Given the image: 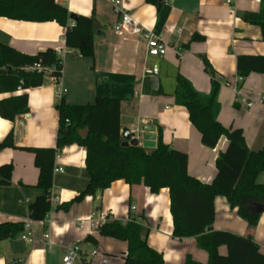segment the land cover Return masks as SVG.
Here are the masks:
<instances>
[{
    "label": "crops",
    "instance_id": "1",
    "mask_svg": "<svg viewBox=\"0 0 264 264\" xmlns=\"http://www.w3.org/2000/svg\"><path fill=\"white\" fill-rule=\"evenodd\" d=\"M56 1L73 14L95 16V56L92 59L74 52L67 54L59 83L49 77L41 86L0 95L6 98L28 93L29 106V112L14 121L0 116V141L13 130L16 142V147L0 150V165L13 164L10 184L0 185V222L27 220L28 205L43 193L36 186L39 171L34 154L23 147H55L59 128L56 104L60 97L74 105L92 103L98 96L118 98L121 129L135 131L150 121L156 125L157 137L161 128L164 143L187 153L191 176L204 183L213 182L216 158L226 150L228 140L221 137L214 148L201 142L187 108L176 103V75L186 77L198 91L209 93L211 78L204 70L203 57L218 74L233 81L239 55H264L260 27L241 17L247 11L257 12L262 0H162L161 5L124 0L133 17L169 45L166 55L151 58L146 53L143 34L115 29L120 17L113 10V0ZM65 31L55 21L0 17V41L26 54L48 47H67ZM194 34L204 36V40L192 41ZM154 65H158L157 74L152 72ZM61 87L67 91L60 96ZM262 95L264 74L253 72L237 93L232 84H222L218 96L220 123L241 129L252 150L264 146V105L258 102ZM251 100L256 104L249 107L247 102ZM84 158L85 150L78 144L64 147L57 155L56 165L63 172L53 174L50 196H56L58 201L48 214L49 221L37 224L34 243L20 237L0 241V264H64L62 258L74 244L80 249L76 264H123L128 244L99 235L100 226L107 220L138 222L148 244L162 253L165 264H185L187 255L207 264L208 253L198 247L195 236L173 235L168 188L152 193L143 184L117 180L96 197L86 196L68 210L57 208L86 188L90 177ZM214 209L212 229L250 235L264 253V210L257 225L250 227L224 196L214 198ZM46 229L49 238H44ZM89 235L97 238L96 244L85 240ZM93 251H97L94 256ZM220 252L226 253V247L222 246ZM103 258L108 261L102 263Z\"/></svg>",
    "mask_w": 264,
    "mask_h": 264
},
{
    "label": "trees",
    "instance_id": "2",
    "mask_svg": "<svg viewBox=\"0 0 264 264\" xmlns=\"http://www.w3.org/2000/svg\"><path fill=\"white\" fill-rule=\"evenodd\" d=\"M161 5L159 0H146ZM257 12L242 14L244 21L260 27L264 41V0ZM0 17L34 22L55 21L66 28L65 41L72 52L94 58V38L97 30L95 16L76 15L56 0H0ZM75 25H69L70 21ZM192 41H203L204 36L194 34ZM63 59L56 50L48 47L36 54H26L0 41V95L26 90L44 84L50 74L32 68L34 65L54 68L62 75ZM203 66L211 78V91H198L186 77L176 75L174 96L176 103L187 108L189 120L201 134V142L214 148L221 137H226V150L216 158V176L211 183H204L188 173V155L166 144L158 130L157 147L146 149L141 145H122L120 100L98 96L87 104H69L60 97L56 108L59 114L55 147H23L34 154L39 175L37 187L42 190L34 202L28 205L29 218L42 221L48 217L53 204L50 193L56 157L61 150L78 144L85 150V166L89 175L86 188L72 200L57 206L68 210L86 196L102 193L113 181L124 180L129 185L143 184L152 193L168 188L173 235L178 238L195 236L199 248L208 253L207 264H264V253L250 235H237L229 231L212 229L215 217L214 198L224 196L232 208L250 227H255L261 214L255 206L264 204V146L250 149L244 133L239 128L225 127L218 119V99L222 84L229 80L218 74L206 57ZM237 76L241 81L253 72L264 74V55L244 54L237 57ZM29 112L28 93L0 98V116L14 121ZM11 130L0 141V150L16 147ZM13 164L0 165V185L11 182ZM24 230L22 221L0 222V241L19 237ZM99 235L124 241L127 252L123 264H165L161 252L148 244L144 228L135 220L123 222L107 220L99 228ZM97 243L89 235L85 239ZM226 247V253L220 248ZM7 264H22L19 261ZM84 264H97L86 262ZM185 264H203L186 256Z\"/></svg>",
    "mask_w": 264,
    "mask_h": 264
},
{
    "label": "built area",
    "instance_id": "3",
    "mask_svg": "<svg viewBox=\"0 0 264 264\" xmlns=\"http://www.w3.org/2000/svg\"><path fill=\"white\" fill-rule=\"evenodd\" d=\"M113 10L116 14H119V21L115 24V29L122 32H130L135 34H143L145 41H146V53L148 56L151 57H162L166 55L169 45L166 41L162 40L161 38L154 35L150 29H147L142 24H140L133 16L129 13L128 9L124 5V0H113ZM75 25V21H72L71 26ZM182 29H179L180 32ZM57 54L63 59L67 54L72 53V50L69 49V47L60 48L58 47L56 49ZM32 68H36L39 71H44L45 73L50 74L49 77L56 82L59 83L61 76L58 74H54L53 70L54 68H47V67H41L40 65H34ZM158 65H154L152 67V72L154 74L158 73ZM62 73V72H61ZM241 79L240 77L236 76V78L233 81H230L229 84L234 87V90L236 93L239 89V83ZM67 90L65 88H60L59 94L60 96L63 95ZM260 104L264 105V95L261 96V98L258 101ZM248 106L251 107L254 104H256V101L251 100L247 102ZM57 172H63V168L55 165L54 167V173ZM51 203L54 204L58 201V198L54 195L50 196ZM48 217L45 220L42 221H34L31 218H28L24 221V230L19 235V237L22 240L28 241L29 243H34L35 241V229L36 226H38V223H46L48 222ZM44 238H49V231L48 229L44 232ZM79 245H71L68 247L66 253L64 254L62 261L64 264H76L77 260H79ZM97 251H93L91 253L92 256L96 255ZM102 263H106L108 260L106 258L102 259Z\"/></svg>",
    "mask_w": 264,
    "mask_h": 264
},
{
    "label": "water",
    "instance_id": "4",
    "mask_svg": "<svg viewBox=\"0 0 264 264\" xmlns=\"http://www.w3.org/2000/svg\"><path fill=\"white\" fill-rule=\"evenodd\" d=\"M162 1V0H159ZM121 135L123 138L122 145H141L144 148L155 149L157 147V129L156 125L148 121L142 127L136 129L135 131H130L127 128H122ZM141 140V142H140ZM264 210V204H259L255 206V211L260 214Z\"/></svg>",
    "mask_w": 264,
    "mask_h": 264
},
{
    "label": "rangeland",
    "instance_id": "5",
    "mask_svg": "<svg viewBox=\"0 0 264 264\" xmlns=\"http://www.w3.org/2000/svg\"><path fill=\"white\" fill-rule=\"evenodd\" d=\"M224 254V253H223Z\"/></svg>",
    "mask_w": 264,
    "mask_h": 264
}]
</instances>
